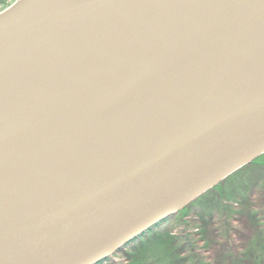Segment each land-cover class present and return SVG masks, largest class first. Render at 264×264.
Returning <instances> with one entry per match:
<instances>
[{
    "label": "water",
    "instance_id": "water-1",
    "mask_svg": "<svg viewBox=\"0 0 264 264\" xmlns=\"http://www.w3.org/2000/svg\"><path fill=\"white\" fill-rule=\"evenodd\" d=\"M260 154L264 0L0 11V264H98Z\"/></svg>",
    "mask_w": 264,
    "mask_h": 264
},
{
    "label": "rangeland",
    "instance_id": "rangeland-1",
    "mask_svg": "<svg viewBox=\"0 0 264 264\" xmlns=\"http://www.w3.org/2000/svg\"><path fill=\"white\" fill-rule=\"evenodd\" d=\"M16 1L0 0V11ZM247 166L223 183L225 191L214 190L217 198L224 192V215L215 211L204 220L178 212L99 264H264V165ZM243 178L251 186L236 193Z\"/></svg>",
    "mask_w": 264,
    "mask_h": 264
},
{
    "label": "trees",
    "instance_id": "trees-1",
    "mask_svg": "<svg viewBox=\"0 0 264 264\" xmlns=\"http://www.w3.org/2000/svg\"><path fill=\"white\" fill-rule=\"evenodd\" d=\"M251 163L252 164L262 163L264 165V154H260V156L256 160L251 162ZM247 165H244V167L240 168L239 170H237L236 172L231 174L228 178H226L224 181H222L218 186L208 190L206 193L202 194L197 199H194V201H192L184 209L179 210L180 211L179 213L182 214V215L187 214V213H191V212L192 213H198L201 216H203L204 220L206 218H209L212 215V213H214L215 211H221L223 213V215H224L225 214V209H224L225 207H223V203L221 201V198L224 196V192H221L219 194L218 198H217V195H214V193H215L214 190L225 191V188H224L225 186H224L223 183H225L227 181L231 182V179L237 178L240 173H242L244 170L249 169L248 168L249 166H247ZM244 178L242 179V181H243L242 185L236 186L237 187L235 189V191H237L236 193H238V192L239 193H244V191H247V189H249V186H251V185L248 184L247 181H244ZM167 219H165L164 221H166ZM161 223L162 222H160L158 224H161ZM156 226H154V228H156ZM154 228H151L148 231L144 232V234H142L141 236L135 238L134 240L129 242L126 246H129L132 242L134 243V241H137L140 238L147 237V235H149L151 232L154 231ZM126 246H123V247H126ZM108 259L109 258H107L105 260H102L100 263H103L104 261H106Z\"/></svg>",
    "mask_w": 264,
    "mask_h": 264
},
{
    "label": "bare ground",
    "instance_id": "bare-ground-1",
    "mask_svg": "<svg viewBox=\"0 0 264 264\" xmlns=\"http://www.w3.org/2000/svg\"><path fill=\"white\" fill-rule=\"evenodd\" d=\"M74 95H75V91H70L68 94H65L61 99V101L59 102V106L60 107L63 106L66 103V101H69L70 98H72Z\"/></svg>",
    "mask_w": 264,
    "mask_h": 264
}]
</instances>
